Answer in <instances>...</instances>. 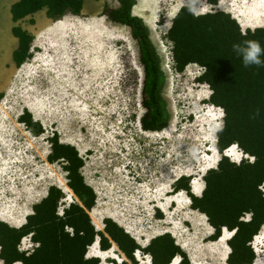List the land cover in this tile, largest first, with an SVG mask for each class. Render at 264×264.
<instances>
[{"label": "rangeland", "instance_id": "obj_1", "mask_svg": "<svg viewBox=\"0 0 264 264\" xmlns=\"http://www.w3.org/2000/svg\"><path fill=\"white\" fill-rule=\"evenodd\" d=\"M14 1L0 0V213L9 214L0 219L22 224L50 185L65 192L61 212L75 199L61 164L46 159L47 137L57 131L60 141L73 144L83 158L82 174L96 192L89 211L96 229L103 228L105 217L113 218L141 247L169 232L193 264H227L231 231L224 228L223 237L209 240L213 228L207 217L192 209L185 191L175 192L172 184L185 175L199 189L203 173L221 156L235 162L249 156L236 145L224 152L216 149L222 109L208 102L210 89L197 80L199 65L174 69L165 33L182 5L195 13L229 12L242 30L264 26V0H136L132 13L147 25L166 76L162 96L171 117L157 131L143 129L140 122L143 70L137 41L128 26L104 14V6H117L115 0H83L79 15L60 19L41 9L17 23L9 12ZM14 24L33 35L31 57L18 67L11 57L17 40L10 30ZM25 109L44 127L42 135L32 136L18 121ZM32 242L24 237L20 249L31 250ZM252 247V264H264V225ZM95 252L115 255L99 257L108 263L123 257L114 243L101 250L95 242L87 254ZM135 257L136 264H151L149 254L140 250Z\"/></svg>", "mask_w": 264, "mask_h": 264}, {"label": "trees", "instance_id": "obj_2", "mask_svg": "<svg viewBox=\"0 0 264 264\" xmlns=\"http://www.w3.org/2000/svg\"><path fill=\"white\" fill-rule=\"evenodd\" d=\"M116 7L104 6L109 20L126 25L138 44V60L143 70L142 106L140 118L145 130H161L168 125L171 114L162 96L166 76L149 29L142 18L132 13L136 0H115ZM218 0H207L216 4ZM83 0H16L9 6L13 23L45 9L47 17L60 19L66 14L79 15ZM33 22V19H29ZM17 46L11 57L21 66L31 57L33 35L19 24L11 28ZM165 38L171 45L174 69L183 71L195 63L202 68L197 80L210 89L208 102L220 107L222 125L216 131V149L223 152L236 144L252 159L231 161L223 155L217 164L202 176L204 187L200 195L191 191L190 177L181 175L172 184L175 192L185 191L192 209L203 213L213 228L208 236L217 240L225 228L231 231L226 241L227 264H252L256 253L252 241L264 225V68L244 67L239 56L246 52L233 51V45L256 40L264 46V26L242 30L239 22L223 10H210L200 15L189 5H182L171 19ZM32 136L44 133L42 124L25 109L18 117ZM49 163H60L66 184L75 199L59 207L65 192L50 185L46 194L36 201L24 222L13 226L0 219V260L3 264H99L100 258L88 256V248L98 240L99 248L107 250L114 243L123 254L119 263L136 264L137 250L149 254L151 264H193L188 253L169 232L153 236L141 247L113 218L103 219V228L96 229L89 211L96 202V192L82 174L84 161L71 143L61 142L59 133L47 137ZM248 215L247 218H244ZM29 236L35 246L29 251L19 248ZM173 236V237H172Z\"/></svg>", "mask_w": 264, "mask_h": 264}, {"label": "clouds", "instance_id": "obj_3", "mask_svg": "<svg viewBox=\"0 0 264 264\" xmlns=\"http://www.w3.org/2000/svg\"><path fill=\"white\" fill-rule=\"evenodd\" d=\"M206 11V9H201V12ZM82 12V11H81ZM200 12H196L195 15H200ZM243 48V50L246 52V55L244 56H239L237 55L239 58L242 59V63L244 67H251V66H255L257 68H264V46L261 45V43L259 41L256 40H245L242 42V44H235L233 45V51L235 53H237L239 50H241ZM162 66V64H161ZM163 68V66H162ZM223 113V112H222ZM223 118V116H222ZM219 129V128H218ZM217 129V130H218ZM232 145H236V144H232ZM232 145H230L228 148H230ZM237 146V145H236ZM238 147V146H237ZM227 148V149H228ZM239 148V147H238ZM240 149V148H239ZM226 150V149H225ZM224 150V151H225ZM241 150V149H240ZM223 151V152H224ZM242 151V150H241ZM244 153V152H243ZM228 156V155H227ZM249 156V155H248ZM250 159H252L251 156H249ZM235 162V161H234ZM95 242H98V240H96ZM94 242V243H95ZM177 242V241H176ZM93 243V244H94ZM32 244H35L34 242H32ZM139 244V243H138ZM140 245V244H139ZM141 246V245H140ZM20 247V246H19ZM28 249H25L23 251H26ZM119 250V249H118ZM138 251V250H137ZM136 251V252H137ZM135 252V253H136ZM122 254V253H121ZM124 259V256L122 257V260ZM174 259H178L177 263L179 261V257L176 256L174 257ZM114 260V259H113ZM122 260H118V262L120 263ZM109 262L111 260H108ZM116 261V260H115ZM173 261V260H172ZM176 261V260H175ZM117 262V261H116ZM112 264V263H109Z\"/></svg>", "mask_w": 264, "mask_h": 264}, {"label": "bare ground", "instance_id": "obj_4", "mask_svg": "<svg viewBox=\"0 0 264 264\" xmlns=\"http://www.w3.org/2000/svg\"><path fill=\"white\" fill-rule=\"evenodd\" d=\"M257 26H260V25H257ZM261 26H263V25H261ZM205 173V172H204ZM203 173V174H204ZM66 186H67V184H66ZM203 185L201 184L200 185V188H199V193H196V191L198 190V189H195V187H193V192L196 194V195H200L201 194V192H202V189H203V187H202ZM68 189H69V187H68ZM70 190V189H69ZM71 191V190H70ZM72 193V192H71ZM3 221H6V220H3ZM231 233V232H230ZM231 235V234H230ZM230 235H229V237H230ZM220 237H223V234H221V236ZM219 237V238H220ZM218 238V239H219ZM226 240H228V239H226ZM91 247V246H90ZM92 256H97V257H100V258H106V257H113V258H116V256L115 255H105V254H102V255H100L99 253H97V252H95V253H93L92 254ZM1 261V260H0ZM173 262H175L174 261V259H173V261L170 263V264H172ZM104 263H107V264H109L107 261H105V260H100V263L99 264H104ZM17 264V263H16ZM176 264H177V261H176Z\"/></svg>", "mask_w": 264, "mask_h": 264}, {"label": "crops", "instance_id": "obj_5", "mask_svg": "<svg viewBox=\"0 0 264 264\" xmlns=\"http://www.w3.org/2000/svg\"><path fill=\"white\" fill-rule=\"evenodd\" d=\"M83 7H84V4H83ZM82 9H83V8H82ZM14 40H15V39H14ZM15 43H16V44H15V48H16V46H17V40L15 41ZM15 48H14V46H13L12 49H15ZM203 184H204V182H203ZM190 186L192 187V188H191V191H192V193H193V184L191 185V183H190ZM202 187H204V185H203ZM202 190H203V189H202ZM196 193H199V189L196 191ZM193 194H195V193H193ZM195 195H196V194H195ZM187 198H188V196H187ZM188 199H189V198H188ZM0 214H2V215H0V216H2V217H3V216H4V217H5V216H9L8 212H3V213H0ZM4 217H3V218H4ZM7 218H8V217H7ZM6 222H8V221L6 220ZM20 225H21V223H20Z\"/></svg>", "mask_w": 264, "mask_h": 264}, {"label": "built area", "instance_id": "obj_6", "mask_svg": "<svg viewBox=\"0 0 264 264\" xmlns=\"http://www.w3.org/2000/svg\"><path fill=\"white\" fill-rule=\"evenodd\" d=\"M20 248V247H19Z\"/></svg>", "mask_w": 264, "mask_h": 264}]
</instances>
